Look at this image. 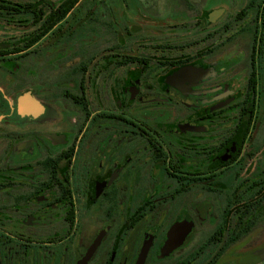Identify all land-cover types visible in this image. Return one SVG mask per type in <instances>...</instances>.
<instances>
[{
    "label": "flooded vegetation",
    "instance_id": "flooded-vegetation-1",
    "mask_svg": "<svg viewBox=\"0 0 264 264\" xmlns=\"http://www.w3.org/2000/svg\"><path fill=\"white\" fill-rule=\"evenodd\" d=\"M172 2L0 0V264H264V0Z\"/></svg>",
    "mask_w": 264,
    "mask_h": 264
},
{
    "label": "rangeland",
    "instance_id": "rangeland-1",
    "mask_svg": "<svg viewBox=\"0 0 264 264\" xmlns=\"http://www.w3.org/2000/svg\"><path fill=\"white\" fill-rule=\"evenodd\" d=\"M177 1V0H175ZM173 4L175 5L174 2H172V0H159V8H157V10L159 11L160 15L162 18H169L171 15V8H174ZM163 34H161V36H166L167 31H163Z\"/></svg>",
    "mask_w": 264,
    "mask_h": 264
}]
</instances>
